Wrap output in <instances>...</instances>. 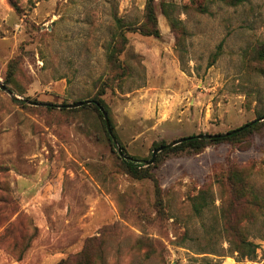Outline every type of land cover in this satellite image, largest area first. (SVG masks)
Instances as JSON below:
<instances>
[{"label":"rangeland","instance_id":"obj_1","mask_svg":"<svg viewBox=\"0 0 264 264\" xmlns=\"http://www.w3.org/2000/svg\"><path fill=\"white\" fill-rule=\"evenodd\" d=\"M145 4L0 0V85L22 102L0 89V264H57L81 253L93 264H264V127L240 146L165 155L152 169L159 190L120 163L127 155L146 167L156 145L224 134L264 114L256 59L264 0H154L160 36L125 33L120 80L104 44L117 20L140 25ZM162 4L183 28V61ZM101 89L118 147L92 107L69 108ZM229 166L256 201L245 199L234 216L258 246L254 261L204 254L227 249L209 234L228 197L216 176ZM201 188L213 201L197 217L190 198Z\"/></svg>","mask_w":264,"mask_h":264},{"label":"trees","instance_id":"obj_2","mask_svg":"<svg viewBox=\"0 0 264 264\" xmlns=\"http://www.w3.org/2000/svg\"><path fill=\"white\" fill-rule=\"evenodd\" d=\"M215 2H220L224 5L235 7L241 4L243 0H214ZM162 13L166 17L167 21L170 24V27L176 34H179L176 38V47L178 49V54L180 61H183L184 50L182 48L181 39L179 37L183 35V28L180 23L176 21L170 12L167 9V6L164 4L161 5ZM126 32H135L145 37H159L160 32L158 29V20L155 11L154 0H146L145 10L143 15V21L140 25H123L120 21H116L115 24V34L111 40L104 44L105 51V62L107 68L110 72L115 73L118 79H122L124 76L126 77L127 71L126 68L123 67L119 56L125 50V46L127 44V38L125 36ZM256 59L258 61H264V47L257 51ZM13 63H10L8 66V74L11 77L13 73ZM104 90L101 89L99 94H95L94 99L89 100V106L92 107L93 111L97 113V116L101 120L102 126L105 130V134L109 144L114 148V144L111 141L108 132L106 131L105 122L103 120L102 113L100 108L103 109L106 114L108 113L105 103L99 98L103 95ZM15 103L22 104L21 101L14 99ZM82 102V101H81ZM80 103V102H79ZM76 104V103H74ZM88 105H83L80 109H84L89 107ZM108 117V115H107ZM109 121L110 130L113 134V128ZM262 127H264V114L259 116L256 120L243 125L240 128L235 130L228 131L224 134H214V135H197V136H189L184 139L180 144L173 147H166L168 144L161 143L156 145L155 147L161 148L162 150L155 155L153 158L152 164L144 167L142 164H138V159L135 157L124 155V148L119 143L120 150L122 155H124L123 159H120V163L124 171L135 179H149L153 182L156 190H159L158 181L153 173V168L157 166L165 155L168 154H183V153H193L198 154L202 152L205 148L218 145V144H229L233 146H240L244 142H246L250 137H252L257 131H259ZM226 134V136H225ZM202 136H211V138H200ZM115 140L116 136L113 134ZM152 159V156H151ZM150 159V160H151ZM149 160V161H150ZM148 162V161H147ZM146 162V163H147ZM144 167V168H143ZM216 183L219 184L220 189L226 191L228 193V197L226 200L224 199V195L220 198L221 203L218 209L219 217H213L212 225L210 226V234L209 236H218L225 240L227 243V249L222 250L221 253L216 251H211L210 253L204 254H212L215 256L224 257L226 255L236 256L240 260H249L254 261L257 256L258 246L251 242L248 239V236L244 234L242 228H240L237 223L240 221L238 218H234L237 215V209L242 207L245 199L249 200L251 198L253 203H256L252 192L250 190L249 185L245 181V177L242 172L233 168V166H229L220 177L216 176ZM213 197L209 188H201L199 191L190 198L191 208L195 216L201 217L205 209H209L212 205ZM212 212V210H210ZM223 224V226L221 225ZM221 254V255H219ZM57 264H93L91 260L83 256V253L79 255V257L73 261L64 259L58 262Z\"/></svg>","mask_w":264,"mask_h":264},{"label":"water","instance_id":"obj_3","mask_svg":"<svg viewBox=\"0 0 264 264\" xmlns=\"http://www.w3.org/2000/svg\"><path fill=\"white\" fill-rule=\"evenodd\" d=\"M0 89H2L3 91H6L10 95V97H12L13 99H18L12 93H10L3 85H0ZM89 104H90V101H83V102H80V103L72 104V105L69 106V108H79V107H81L83 105H89ZM100 111L102 113L103 120L105 122V126H106L107 132L109 134V137H110L111 141L114 143V145L116 147H118L117 146V143H116V140L114 139L113 134H112V132L110 130V126H109V121H108L107 114H106V112L103 111L102 108H100ZM225 136H226V134H225ZM200 138L209 139V138H211V136H202ZM182 141H184V139H178V140L173 141L172 143L168 144L166 147L170 148V147L176 146V145L180 144ZM161 150L162 149L159 148V149H157L154 152V154L152 155V159L146 163L147 166L152 164V161H153V158L155 157V154L158 153V152H160ZM118 153H119L120 156H122V152H121L120 149H118Z\"/></svg>","mask_w":264,"mask_h":264}]
</instances>
